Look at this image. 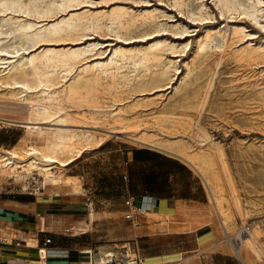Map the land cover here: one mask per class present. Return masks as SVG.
<instances>
[{"label": "bare ground", "instance_id": "1", "mask_svg": "<svg viewBox=\"0 0 264 264\" xmlns=\"http://www.w3.org/2000/svg\"><path fill=\"white\" fill-rule=\"evenodd\" d=\"M196 1L194 7L186 0H167V5L193 23L213 21L212 8L205 0ZM211 1L219 16L233 23L200 28L195 39L185 40L183 37L193 32L191 28L156 6L145 7L149 1L140 0L144 8L134 10L126 5L92 7L108 5L109 0H0V99L22 105L27 112L20 121L0 119V124L18 126L25 129V135L38 133L45 139L41 148L0 152V180H24L36 171L44 181L61 186L60 174L55 176L51 170L67 167L95 138L89 131L68 127L90 128L97 124L86 120L94 121L97 116L105 125L123 124L126 115L135 113L140 104L146 107L176 93L187 76L196 75L198 80L209 50H229L232 59L249 64L256 72L254 85L264 92V36L244 25L248 20L264 31V0ZM104 30L118 42L105 45L91 38ZM167 33L175 39L165 37ZM103 79L110 81L108 89L101 86ZM211 82L212 78L200 110L208 102ZM128 93L142 97L140 102L131 104L119 96ZM63 103L70 104L69 108ZM133 141L181 158L207 182L213 194L217 193L213 153L192 152L181 139L158 141L142 136ZM217 154L221 158L219 150ZM64 184L74 194H81L76 178L66 177ZM94 212L88 214L91 222ZM222 231L227 243L238 239L239 256L244 248L253 261H264V250L250 230L244 236L240 230L230 236L223 226ZM39 253L44 259L45 251Z\"/></svg>", "mask_w": 264, "mask_h": 264}, {"label": "rangeland", "instance_id": "2", "mask_svg": "<svg viewBox=\"0 0 264 264\" xmlns=\"http://www.w3.org/2000/svg\"><path fill=\"white\" fill-rule=\"evenodd\" d=\"M126 1L109 0L108 5L100 4L92 7L100 9L126 5L134 10H140L145 6V4L138 3L140 0ZM141 1H149L150 4L145 7L156 6L158 10L174 17V21L177 20L190 27L193 32L183 37L185 40L195 39L200 28L203 30L206 26L213 25L223 28L227 24L226 22L233 23L230 19L219 16L211 0H205V2L212 8L214 16H216L213 21L201 23H193L172 7H168L167 0ZM186 1L193 7L197 5L196 0ZM244 22V25L249 27L248 31L257 32V36H264V31L252 22L248 20ZM236 23L239 22L236 21ZM139 33L135 32V35ZM164 36L171 40L175 39L170 33ZM91 38L103 42L105 45L109 43L114 45L118 42L106 30L92 35ZM183 38L180 39L184 40ZM230 54L229 50L224 53L214 49L209 50L206 54V66L198 80L196 75L187 76L176 93L164 96L162 100H156L155 103L146 107L140 104L141 108L138 106L134 109L135 113L126 115L123 124L105 125L106 121L97 116L98 118L96 117L94 121L86 120L88 123L97 124L90 125L92 126L90 128L68 127L89 131L95 138L94 143L90 147L83 148L79 156L73 157V161L67 167L51 170L55 176L60 174L61 179L58 182H61V186H53L37 175L36 171H33L29 175L30 177L27 176L24 180L13 181L8 178L0 180V195L7 193L27 195L23 190L17 193L18 188L25 184V180L29 184L45 183L42 189L43 193L46 191L59 194L51 199L53 206L50 213V227L58 232H70L78 235L87 232V235H83V237L89 238V241L93 242L94 248L100 252H105L106 249L112 250L114 246L109 245L118 243L112 239V235L116 234L114 229L118 226L122 233L127 232L133 226L132 221L129 218V212H125L115 224L104 222L103 220L108 216L100 211L107 205L104 201L111 200L113 207L110 208H114V204H118V200L121 199L125 182L121 172L127 153L135 148L148 147L133 141V139L142 136L158 141L171 138L181 139L192 152L205 150L214 155V170L218 177L216 194L212 193L207 182L187 162L169 154L172 156L171 158L187 166L202 182L207 194L208 220L216 226L221 241L226 242L219 218L230 236L235 235L242 227L249 226L251 229L249 234L256 238V241L260 243L258 245L264 250V92H262L261 86L254 85L253 74L256 72L249 67V64L232 59ZM218 62L221 64L216 67ZM211 78L213 86L209 91L208 102L200 110L199 105L202 103L206 86ZM102 82L101 86L108 89L110 81L103 79ZM1 93H3V89H0ZM119 96L127 99L131 104L140 102L139 100L142 98L131 93L119 94ZM151 97L146 96L145 99ZM63 105L68 107L70 104L63 103ZM26 116L27 112L22 105L0 99V119L20 121ZM144 131L147 133L146 135H142ZM206 135L209 138L205 137ZM44 140L38 133L25 135V129L10 124H0V143H3L0 146V152L17 151L20 153L27 146L41 148L44 145ZM218 150L221 152V158L217 154ZM163 153L166 152L163 151ZM66 177L76 178L80 190L82 189L81 194H74L71 187L64 186ZM184 182V178L179 179V184H184ZM72 193L73 195H71ZM64 194H69V196ZM142 210L144 213V209ZM90 211H95L93 222L88 217ZM143 216L149 218L148 223L151 220L162 219V222H166L176 231H185L189 227L203 224L180 225L176 221L177 219L172 217L161 218L148 214H143ZM11 232L13 231L11 230ZM28 243L31 244V241ZM127 243L130 241L120 242L115 248H120ZM104 245H106L105 248H97ZM240 253L241 260L245 264H253V262L254 264H264L262 260L253 261L252 255L244 248H241Z\"/></svg>", "mask_w": 264, "mask_h": 264}, {"label": "crops", "instance_id": "3", "mask_svg": "<svg viewBox=\"0 0 264 264\" xmlns=\"http://www.w3.org/2000/svg\"><path fill=\"white\" fill-rule=\"evenodd\" d=\"M171 157L150 146L128 152L121 172L122 179L126 176L123 194L114 208H110L113 207L111 200L104 201L107 205L100 213L108 218L103 221L117 223L132 203L141 206L143 214L172 217L180 225L203 224L176 231L162 219L148 223L149 218L142 214L138 227L132 226L122 233L117 226L112 239L118 243L130 241L143 264H245L234 256L228 243L221 241L216 226L208 220L207 194L202 182L187 166ZM180 178L185 179L184 184H179ZM57 195L46 191L34 196L0 195L1 224L26 244L31 241L33 245H0V264H42V260L44 264H83L86 261L84 252L94 248L93 242L83 237L87 232L78 235L50 227L51 199ZM46 238L51 240L48 245L44 242ZM118 243L109 246L115 248ZM100 247L106 245L97 248ZM39 249H45L44 259Z\"/></svg>", "mask_w": 264, "mask_h": 264}, {"label": "built area", "instance_id": "4", "mask_svg": "<svg viewBox=\"0 0 264 264\" xmlns=\"http://www.w3.org/2000/svg\"><path fill=\"white\" fill-rule=\"evenodd\" d=\"M123 180H126V176H123ZM44 186V183H40L39 185H37L36 182L29 184L27 183V180H25V185H23V187H19V191L17 193L23 190L26 192V194L34 196L39 194L44 188ZM128 212L133 227H138L140 223V218L143 214L142 207L129 203ZM219 222L220 226L222 227L223 224L220 218ZM239 230L240 234L244 236L251 229L249 226H246L242 227ZM44 242L46 245H48L51 243V240L49 238H46ZM22 244L26 245V242L20 240L17 237L16 233L11 232L0 222V245L21 246ZM228 244L230 245L234 256L240 260L238 239L235 237L233 239H229ZM41 250L42 249H39L38 252H40ZM84 254L86 256V261L83 264H143V260L139 258L136 249L132 247V245L129 243L121 246L120 248H113L112 250H106L102 253H100L99 250H97L96 248H92L86 250Z\"/></svg>", "mask_w": 264, "mask_h": 264}, {"label": "trees", "instance_id": "5", "mask_svg": "<svg viewBox=\"0 0 264 264\" xmlns=\"http://www.w3.org/2000/svg\"><path fill=\"white\" fill-rule=\"evenodd\" d=\"M155 157H160L159 155L155 154V153H152Z\"/></svg>", "mask_w": 264, "mask_h": 264}]
</instances>
